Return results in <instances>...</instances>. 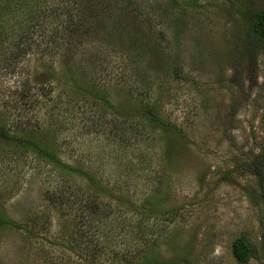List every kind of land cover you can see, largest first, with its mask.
Masks as SVG:
<instances>
[{
    "label": "rangeland",
    "instance_id": "rangeland-1",
    "mask_svg": "<svg viewBox=\"0 0 264 264\" xmlns=\"http://www.w3.org/2000/svg\"><path fill=\"white\" fill-rule=\"evenodd\" d=\"M236 1L202 0L203 6L189 11L181 24L157 14L150 27L142 26L144 34L132 24L118 29L110 44L84 45L87 55L98 50L100 58L90 60L94 64L76 53L54 54L52 46L51 54L32 51L1 71L0 91L9 96H2L0 107L7 99L10 107L23 109L28 136L53 146L63 161L94 171L108 192L103 200L122 207L114 214L126 235L114 229L107 258L98 262L124 264V257L112 251L121 249L128 258L139 249L136 258L147 254L169 264H238L231 244L245 236L253 247L248 264H264V203L251 170L252 158L264 149V49L253 60L238 57ZM240 1L264 8V0ZM170 3L148 0L147 8L163 12ZM137 38L140 45L131 55L124 46ZM74 75L82 85L107 92L103 127L97 118L102 112L92 110L91 101L62 103L75 95ZM26 82L42 100L39 105L21 98ZM142 97L156 102L160 123L149 125L140 117ZM51 110L58 113L59 125L46 124ZM116 118L128 125L145 123L144 138L138 141L131 133L127 142H114L107 132ZM6 148L0 141V153ZM145 155L141 177L130 183V199H122L112 185L116 160L127 164ZM17 160L0 162V181L8 179L13 188L0 195V264H77L85 258L78 244L91 245L95 234L77 236L80 221L49 202L58 172L54 166L30 151ZM71 178L73 191L90 189L83 177ZM141 206L145 209L136 211ZM134 212L155 223L135 243L131 232L128 236ZM58 242L75 247L52 245Z\"/></svg>",
    "mask_w": 264,
    "mask_h": 264
},
{
    "label": "trees",
    "instance_id": "trees-1",
    "mask_svg": "<svg viewBox=\"0 0 264 264\" xmlns=\"http://www.w3.org/2000/svg\"><path fill=\"white\" fill-rule=\"evenodd\" d=\"M169 1L172 4H168L163 12H156L158 9L154 6L152 10L147 8L148 0H0V73L3 69L10 68L18 63L20 59L32 51L39 50L43 55L47 52L49 54L53 53L52 46L53 48L56 47L54 54L60 53L62 55L64 52H72L81 55V57L87 56L88 60L82 59L91 62L90 60L100 58V56L96 49L87 55L89 48L84 47L85 44L99 41L110 44L115 31H118V29L124 30L127 26H131L130 24L138 26L140 34H144L143 29H141L142 26L147 24L150 27L152 19L157 14L160 17L170 18V20L181 24L182 20L187 18L186 14L189 11L197 10L203 6L202 0ZM236 2L234 15L235 23L239 26L238 57L243 60H253L264 49V8L247 7L240 0ZM173 9L178 11L179 15ZM166 25L169 26V22ZM179 32H176L177 37ZM138 39L136 42L125 44L124 48L128 50L129 54L132 55L136 52L137 47L140 45ZM116 41H119V39ZM101 55L103 57L105 54ZM74 77L71 78V86L76 88L74 90L75 95H67V100L62 101V103L66 105L73 100L91 101V109L93 110L92 107L94 106L102 112L97 115V118L99 123L101 122L100 125H104L102 123L104 120L103 112L106 106L109 105L107 92L104 89L100 90L95 84L84 86L77 75H74ZM27 82L23 83V90L20 92V95L24 97H20L25 98L29 105L34 100L39 105L42 100L37 97V93L34 92L33 94L32 87ZM4 95L9 96L5 91H0V99ZM145 99L142 97L138 100L140 117L144 118L149 125L160 123L161 118L156 102H151L150 98ZM31 108L36 109L32 105ZM59 110L58 113L61 112ZM21 111L23 109H20L19 106L10 107L7 99L2 102L0 107V141L6 143L7 148L0 153V162H6L7 165L18 162L17 159H21L30 151L35 153L42 161L54 166L58 172L52 177L54 185L47 193L49 202L53 206L65 210L66 213L71 212L80 221L75 230L78 233L77 236H93V234L96 236V238L90 239L91 245L86 242L78 244L77 250L85 258L77 264H102L96 258H107L109 253L107 252L108 236H113L114 229L122 234V225L117 222L118 220H115L118 214H114L122 210V207L119 204L113 205L111 202L103 200L104 193L108 192L97 179L94 171L91 172L81 166H74L63 161L57 156V150L53 146L50 144L44 145L41 139L31 134V136H28L25 132L29 131L31 127L29 121H25L22 117ZM58 113H54V111L52 114L49 113V121L46 124L59 125L57 122ZM126 121V119L116 118L111 129L108 128L107 136L116 143H124L129 140L131 137H129V134L132 133L136 140L141 141L144 138L142 135L144 134L143 123L128 125ZM144 124L143 126H145ZM145 157L146 155L141 161H130L127 164L121 162L120 159L119 161L116 160L118 176L117 181L112 185L116 187L113 189L120 193L122 199H130V183L141 177L139 169H144ZM125 170L127 173H125ZM251 170L256 178L259 197L264 203V149L252 158ZM123 173L126 175L125 178L122 177L124 176ZM74 174L86 179L93 191L91 192L89 188L86 192L73 191L71 177ZM0 183V195L3 194L5 189H9L10 192L13 191L8 179H4ZM143 209L145 207L141 206L136 211L140 210L142 212ZM134 214L137 215L136 221L130 224L131 229L128 236L134 235L132 239L135 243L137 242L136 239L144 240V231L150 227L155 228V223L149 224L145 218L139 217L137 212H134ZM2 222L4 223V221ZM91 229L92 231H90ZM130 232L133 235H130ZM135 232L138 233V236ZM72 244L73 242L66 244L58 242L52 245L70 250ZM73 246L75 247V244ZM112 252L115 257L120 259L124 257V264H169L167 261L158 258H148L147 254L136 258V254L140 253L139 249H132L131 252L133 253L129 254L128 258L127 254L121 249ZM231 253L238 264H248L253 255V247L245 236H239L232 241ZM86 257L87 260H85Z\"/></svg>",
    "mask_w": 264,
    "mask_h": 264
}]
</instances>
